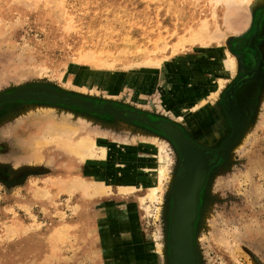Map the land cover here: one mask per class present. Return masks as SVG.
Instances as JSON below:
<instances>
[{"label": "rangeland", "instance_id": "374dc122", "mask_svg": "<svg viewBox=\"0 0 264 264\" xmlns=\"http://www.w3.org/2000/svg\"><path fill=\"white\" fill-rule=\"evenodd\" d=\"M263 17L264 0H0V97L73 102L0 103V264H172L183 159L160 125L224 142L202 139L226 131L215 107ZM194 227L199 264H264V86Z\"/></svg>", "mask_w": 264, "mask_h": 264}, {"label": "flooded vegetation", "instance_id": "af4514ba", "mask_svg": "<svg viewBox=\"0 0 264 264\" xmlns=\"http://www.w3.org/2000/svg\"><path fill=\"white\" fill-rule=\"evenodd\" d=\"M262 21H263L262 25H264V17ZM240 54H242L243 58H245L244 59L246 62L245 72L241 74L240 78L237 79L232 84V86L229 89H227V91L224 93L221 101V105L223 106L215 107L217 109V116L226 126V131L224 132V134L222 135L219 134L218 136L215 133H213V129L210 128V131L208 133L209 135L206 134V138L202 139L204 141L216 142L218 140V137L225 136L229 132V130H231V132L228 133L229 136L224 140V142L217 148L204 147L201 144H198L196 141L191 140L189 137H187L184 134V132L181 129L178 128L187 140L197 145L198 148L204 151V153L208 156L209 160H212V163H210L209 168L206 171V175L202 181L203 183L202 189L207 184V181L209 179V176L213 168L217 165V163L223 156H226L228 154L230 149L235 145V143L237 142L241 134L244 132V130L246 129L247 125L251 120V113L259 98V93L261 91V88L264 86V27H262L258 31L257 35L252 34L249 38H247V43L243 45V49L240 52ZM26 90L67 99V97L65 96H59L57 94H54V92L50 90L47 91L46 89H43L41 91H34L33 89L31 90L26 89ZM54 104H64V103H54ZM238 114L241 115V120L237 124L234 119V116ZM234 123L240 126V132L234 138V141L231 143V145L227 148L225 147V145L234 137L236 132V127ZM143 127L155 131L154 128H152L151 126L144 125ZM211 134L215 135V137H212ZM195 151L197 152L199 158L198 151L197 150ZM199 161L201 162L200 158ZM202 167L204 169L203 164ZM183 173H184V169H183Z\"/></svg>", "mask_w": 264, "mask_h": 264}, {"label": "water", "instance_id": "95a60500", "mask_svg": "<svg viewBox=\"0 0 264 264\" xmlns=\"http://www.w3.org/2000/svg\"><path fill=\"white\" fill-rule=\"evenodd\" d=\"M6 100L16 101H46L48 103H64V104H72L73 102L68 98H58L50 95H46L44 93L32 92L28 90L17 91L12 95L7 97H0V103ZM137 115H135L136 117ZM236 127V132L234 137L225 145V147H229L231 143L234 141V138L240 132V126L234 123ZM161 130L176 144L179 153L183 159V175L176 178L174 183V189L172 191L173 197L176 199V208L173 215V221L169 228L170 234V256L172 264H199V256L195 247V227L194 223L197 220L198 215V206H199V194L202 189V181L206 175V171L209 168L212 160H208L206 166L202 171V175L200 177V181L198 186L194 192V199L192 203L191 210L189 209V205L184 197V188L181 187L185 181H187L190 176V167H189V157L184 152L183 146L188 145L191 147L198 148L197 145L193 144L191 141L187 140L182 132L172 123H162L160 125ZM171 129H173V134L171 133ZM201 150L200 148H198ZM204 152L203 150H201ZM182 230H187V240L186 244L182 240Z\"/></svg>", "mask_w": 264, "mask_h": 264}, {"label": "bare ground", "instance_id": "6f19581e", "mask_svg": "<svg viewBox=\"0 0 264 264\" xmlns=\"http://www.w3.org/2000/svg\"><path fill=\"white\" fill-rule=\"evenodd\" d=\"M227 65H228V67H232V62L229 64L227 62ZM234 119H235L236 123L238 124V122H240V120H241V115H239V114L235 115ZM170 131L172 133L173 129H171ZM76 146L79 147L80 153L82 154L80 157H82L84 159L89 157L90 147L92 146V141H90V139H83V140H81L80 144H78ZM183 149H184V152L189 157L190 176L188 177L187 181H185V183L181 187L184 188V197H185V200L190 207L189 209L191 210L193 199H194L193 195H194L196 187L199 184L200 177H201L202 171H203V167H202L201 162L199 161L198 154L193 149V147L188 146V145H184ZM35 154H36L35 156L39 155L38 152H35ZM155 168L159 170V181H161V176L165 171V167L164 166L159 167L158 165H155L154 169ZM155 182L156 181L153 180L151 183L153 185L152 197L156 196L157 190H159V188H160V187L156 186ZM182 240L185 244H186V241H188L187 240V230H182Z\"/></svg>", "mask_w": 264, "mask_h": 264}]
</instances>
